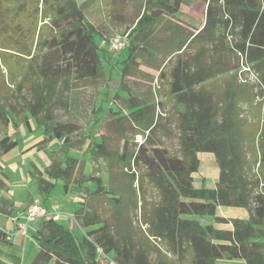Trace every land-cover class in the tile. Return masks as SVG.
I'll return each instance as SVG.
<instances>
[{"label":"trees","instance_id":"obj_1","mask_svg":"<svg viewBox=\"0 0 264 264\" xmlns=\"http://www.w3.org/2000/svg\"><path fill=\"white\" fill-rule=\"evenodd\" d=\"M101 1L110 17H125L121 0ZM197 3L200 26L185 24L181 7L190 8L191 20ZM87 5L0 0V133L8 127L17 133V121L27 132L42 130L28 149L57 145L63 135L55 130L54 110L67 107L79 84L104 77L107 49L120 70L111 94L118 108L93 111L92 129L101 134L99 141L87 136L92 167L70 156L71 144L64 143L67 163L52 159L33 170L36 190L27 210L37 198L59 217L40 219L29 264H100L99 258L104 264H264V0H140L131 26L114 35L125 37L120 51L111 49L114 36L102 46L106 37L88 21ZM172 131L174 152L162 140ZM17 146V139L0 137V155ZM199 153L214 156L212 188L193 185ZM5 177L0 172V190ZM59 185L77 199L68 221L78 236L59 222L63 215L45 208ZM218 208H241L246 216L226 219L215 215ZM191 215L214 216L230 229ZM0 241H10L1 227ZM0 264L18 263L0 258Z\"/></svg>","mask_w":264,"mask_h":264},{"label":"rangeland","instance_id":"obj_2","mask_svg":"<svg viewBox=\"0 0 264 264\" xmlns=\"http://www.w3.org/2000/svg\"><path fill=\"white\" fill-rule=\"evenodd\" d=\"M77 1L79 3L86 2V4H88L86 17L88 21L93 23L95 26H99L102 29L103 36L106 37L104 39L105 42L102 44L104 48H106L107 42L110 37L126 31L131 26V23L133 21L132 15L134 14V8L140 4V0H121V15H125V17L121 19L118 17H110L109 11L111 10V7L106 5V2L104 4V1ZM201 3H197V5L193 7L195 8L194 12L191 10L193 15L195 16L194 19L191 20L187 18V14H189L190 8L188 6H182V16L179 17L180 20H182L187 25L192 23V25L195 27L200 26V22L203 17V8L200 5ZM230 44L231 42L229 43V45ZM108 53L109 52L107 49L105 57H107L108 59H102L104 77L97 84H79L68 94L69 104L67 105V107H60L54 110V121L56 122L55 130H58L63 135V139L61 141H58L57 145L54 142H51L45 145H39L32 150L28 149L30 144L36 141L38 142V140L43 138L42 130L35 128L33 132H27L24 126H22L17 121H15L17 123V133H14L13 129L9 127L5 128V130L0 133V137L6 134L11 140H18V146L14 150L9 152L8 154L6 153L4 155H0V172L6 176L4 180L5 188L3 189V191L4 193H8V195L14 197L17 208H20V204H27V206H29L32 198L34 197L29 195L34 194L36 190L33 170L36 169L37 166H39L40 169L47 168L51 164L52 159H57L62 163H67L65 161L67 153L65 152V148L61 147L62 144L70 143L71 149L68 151V154L75 158L78 157V159H84L85 167H92V160L90 159L89 153L90 149L88 148L89 140L87 139V136L89 134H92L91 140L99 141V136L101 134L100 132L95 133L92 129V121L95 117L93 111H95L97 107L104 109H107L108 107L118 108L115 107L114 103H112L111 94L114 91V87L116 86L113 84H116L119 81L120 70L119 66H117L116 64L112 65L113 61L115 62V57L109 58ZM151 73L156 76V73L154 71H151ZM107 77L110 79L108 84L105 83L107 82ZM246 77L251 82V84H253V86H257L255 76L252 73H249ZM158 84L159 82L157 80L154 82L153 87L157 89ZM256 90L258 91L259 88L257 87ZM169 107L170 105L166 106L165 111H167ZM242 110L243 112H250L251 114L257 112V110L255 109H248L244 106L242 107ZM31 124L32 126H34L33 121H31ZM162 140L164 146L167 147L168 150H170L171 152H174L176 150V134L173 133V131L172 133L169 132L168 134H166ZM197 156L200 161V166L198 171L193 174V185L195 188H199L202 186L205 188H212L217 177V168L214 161V156L211 153H199ZM100 175L103 178L105 176L103 172H100ZM56 187L57 188L55 189V191L53 190L51 195L44 199V204L47 207L51 208L52 211H56V213L63 215L59 222L64 226L71 227L74 234L78 236L80 230L76 226H74L71 220L70 225L67 223V218L72 217L73 210L77 205V199L72 194H64L60 185ZM64 196H66L68 200H72V197L74 196V207L70 205L73 210L67 209V201ZM221 210L226 215L231 214L232 211L237 215L246 216L245 210L241 208H219L218 214L221 213ZM11 213L13 217L15 216L14 218H17V215H19L18 209H14V211H12ZM192 216L193 215L188 217ZM196 218L201 221L202 219H204L202 221L204 223H208L207 221H210L213 224H216L214 222V216ZM40 221V219H36L28 223V239H31V236L34 233L33 231L35 230V228H37V226L40 225ZM29 253L30 251L28 252V255ZM28 255H26L25 257H27ZM22 259L23 257L20 256V261H22ZM221 262H227L228 264H238V262L240 261L223 260Z\"/></svg>","mask_w":264,"mask_h":264},{"label":"crops","instance_id":"obj_3","mask_svg":"<svg viewBox=\"0 0 264 264\" xmlns=\"http://www.w3.org/2000/svg\"><path fill=\"white\" fill-rule=\"evenodd\" d=\"M190 17H191V14H190ZM34 195H35V193L30 194V196H34ZM2 199H4V201H0V227L3 228V230L10 235V241H8V242L0 241V258H2L6 262H14V263H18V264H24V263L29 264L37 252L36 244L33 241L32 236H31V239H28L27 236L21 237L19 234H17L16 223L14 221H12V219L18 220V222L22 221L24 219V216H25V213H26L28 206H27V204L26 205L20 204V208H17L14 197L11 195H8V193H4L3 190H0V200H2ZM5 200L9 201L11 203V206L9 203H7V202L5 203ZM74 203H75V199L73 201L69 200L68 202H66V204L68 206L67 209L73 210V208L70 207V205H72L74 207ZM45 208H47L48 210H51V208H49L47 206H45ZM14 209H18V211H19V215H17V218H14L15 216L13 217V215L11 213L12 211H14ZM75 209H76V206H75ZM75 209L73 210V213H74ZM218 210H219V208L215 212L216 216L223 217L226 219L236 218L238 216L239 217H245V216L237 215V214L233 213L232 211H231V214H229V215L224 214V212L222 210H221V213L218 214ZM230 216H232V217H230ZM68 218H70V217H68ZM68 218H67V220H68ZM189 218L199 220L195 216H192ZM203 220L204 219H202V221ZM207 222L212 223L210 221H207ZM67 223L69 224V221ZM38 227L39 226H37V228H35V230L33 231L34 233L36 232ZM214 227H216L218 229H230V224H227V225L214 224ZM69 228H71V227H69ZM27 234H28V230H27ZM78 235H80V233ZM29 251H30V253L28 255ZM18 253L21 257H23L22 261H19L20 256L18 255ZM26 255H28V256L25 257ZM99 261H100V264H104V262L101 258H99Z\"/></svg>","mask_w":264,"mask_h":264},{"label":"built area","instance_id":"obj_4","mask_svg":"<svg viewBox=\"0 0 264 264\" xmlns=\"http://www.w3.org/2000/svg\"><path fill=\"white\" fill-rule=\"evenodd\" d=\"M125 45V37H122L120 35L114 36L110 39V46L111 49L114 51H120L123 49ZM140 138H137V141H139ZM48 214L46 211L41 207L40 200L35 198L33 199L30 207L28 208L25 216L24 222H16L15 220H12L17 223V234H20L22 236H26L27 233V224L31 221H34L36 219H42L43 217L47 216ZM51 216L54 219H57L59 215H48ZM107 264H117L111 260H107Z\"/></svg>","mask_w":264,"mask_h":264},{"label":"clouds","instance_id":"obj_5","mask_svg":"<svg viewBox=\"0 0 264 264\" xmlns=\"http://www.w3.org/2000/svg\"><path fill=\"white\" fill-rule=\"evenodd\" d=\"M71 219H72V217H71ZM106 264H107V261H106Z\"/></svg>","mask_w":264,"mask_h":264}]
</instances>
